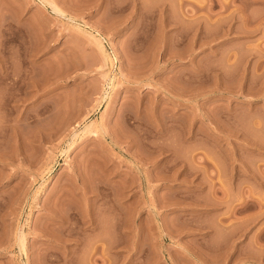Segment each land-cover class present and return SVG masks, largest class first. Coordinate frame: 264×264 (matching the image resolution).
<instances>
[{"label": "rangeland", "instance_id": "obj_1", "mask_svg": "<svg viewBox=\"0 0 264 264\" xmlns=\"http://www.w3.org/2000/svg\"><path fill=\"white\" fill-rule=\"evenodd\" d=\"M0 264H264V0H0Z\"/></svg>", "mask_w": 264, "mask_h": 264}, {"label": "bare ground", "instance_id": "obj_2", "mask_svg": "<svg viewBox=\"0 0 264 264\" xmlns=\"http://www.w3.org/2000/svg\"><path fill=\"white\" fill-rule=\"evenodd\" d=\"M90 128H91V126L88 127V125H87V129H90ZM85 131H86V130H85ZM91 132H92V131H91ZM79 175H80V174H79ZM79 180H80V179H79ZM84 181H85V179H84ZM80 182L84 183L82 177H81V181H80ZM87 183H88V182H87ZM85 184H86V183H85ZM84 189H86V188H84ZM86 193H87V192H86ZM86 193H85V194H86ZM85 194H84V195H85ZM86 195H87V194H86ZM20 240H21V244H22V247H23V246L25 245V238H24V236H21Z\"/></svg>", "mask_w": 264, "mask_h": 264}]
</instances>
